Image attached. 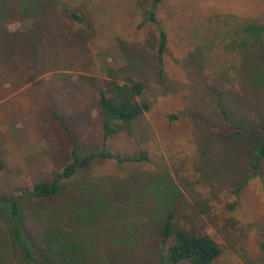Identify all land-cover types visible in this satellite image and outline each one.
<instances>
[{"label": "rangeland", "instance_id": "rangeland-1", "mask_svg": "<svg viewBox=\"0 0 264 264\" xmlns=\"http://www.w3.org/2000/svg\"><path fill=\"white\" fill-rule=\"evenodd\" d=\"M55 3L57 31L35 53L21 50V75L0 79V202L19 196L31 239L55 264H155L171 210L176 228L216 242L212 264H264V160L260 175L250 165L261 135L213 131L264 122V0H160L156 24L147 21L153 0ZM255 27L260 41L248 35ZM158 29L167 40L161 62ZM127 78L144 84L137 100L149 110L129 125L111 121L118 131L104 140L98 92ZM73 144L80 153L103 144L119 156L144 151L147 160L95 158L53 198L20 195L51 181ZM8 225L0 207V264H18ZM60 241L86 257L55 254Z\"/></svg>", "mask_w": 264, "mask_h": 264}, {"label": "trees", "instance_id": "trees-1", "mask_svg": "<svg viewBox=\"0 0 264 264\" xmlns=\"http://www.w3.org/2000/svg\"><path fill=\"white\" fill-rule=\"evenodd\" d=\"M37 1L38 0H0V46L3 49L2 53H0L1 80L8 77L10 74L21 75L23 72H16L17 69L24 67L23 64L18 63L19 58H17L20 57V54L23 52L21 50L31 46L35 53L37 51L36 47L42 48L44 45L41 36L45 35L48 29L49 32H56V29L59 28L53 21L54 15L56 14L55 9L57 7L55 0ZM159 2L160 0H153L152 10L147 17V21L154 24L157 23L154 10ZM62 10L73 20L82 21L81 17H78L74 12L68 10L64 6H62ZM13 22H18V27H15L18 29L13 28ZM261 32V28L255 27L248 35L251 36L254 41H260L263 34ZM166 44L165 32L162 29H158L157 55L159 62L162 61V55L165 51ZM33 52L30 51L31 56ZM261 80L264 81V79ZM143 91L144 84L142 82H136L131 78H127L124 83H110L107 88L98 92L99 107L104 116V140L118 131L117 127H112L110 125L111 121L129 125L143 112L149 110V106L146 103L137 100V98L143 94ZM53 114L55 117L57 116L55 111H53ZM221 114L226 121L231 122L226 111L221 110ZM170 118L176 119L177 116L174 115ZM64 128L69 136L72 137L68 127L64 125ZM243 130H249L253 134L256 133L261 135L256 146V152L250 163L253 176L260 175L261 162L264 160V122L260 121L259 127L240 126L232 123L230 132H223L213 128V131L223 138L239 136ZM102 147L103 148L98 152L80 153L73 144L69 154V162L63 166L60 172L54 175L51 181L38 182L33 185L30 193L19 191V193H21L20 195L31 196L37 199L53 198L60 192L62 180L70 179L77 170L86 168L95 158L114 160L119 164L132 162L140 163L147 160V153L144 151L133 156H119L107 151L104 144ZM3 168L4 164L0 161V171ZM18 197V195L10 198L4 197L0 202V207L5 209L9 224L10 246L21 254V261L18 264H55L31 239L20 211ZM88 213L89 212L84 213V215L80 217L84 226H87L89 221L87 217ZM173 220L174 212L172 210L167 212L162 219L158 231L161 246H159L156 251L157 259L155 264H212L220 256L221 250L212 238L207 235H197L187 232L184 229H178L174 226ZM171 240L173 243L165 248V245ZM69 245L72 247H69ZM64 246L66 247L64 248ZM65 249L70 250V255L75 261H79V259L86 257L84 247L74 242L69 244V242L61 243L60 241L58 246H56L55 254L59 255L60 253H66L67 250ZM11 261L7 262L3 259L2 264H11Z\"/></svg>", "mask_w": 264, "mask_h": 264}]
</instances>
